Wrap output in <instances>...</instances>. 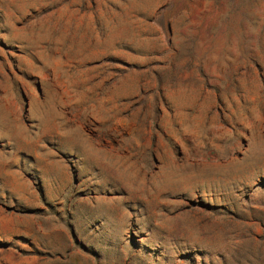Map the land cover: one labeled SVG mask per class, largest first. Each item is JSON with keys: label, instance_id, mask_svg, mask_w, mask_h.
Instances as JSON below:
<instances>
[{"label": "rangeland", "instance_id": "obj_1", "mask_svg": "<svg viewBox=\"0 0 264 264\" xmlns=\"http://www.w3.org/2000/svg\"><path fill=\"white\" fill-rule=\"evenodd\" d=\"M0 264H264V0H0Z\"/></svg>", "mask_w": 264, "mask_h": 264}]
</instances>
